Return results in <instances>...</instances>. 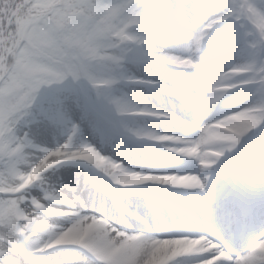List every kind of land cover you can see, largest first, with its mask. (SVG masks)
Returning a JSON list of instances; mask_svg holds the SVG:
<instances>
[{
    "label": "snow or ice",
    "instance_id": "obj_1",
    "mask_svg": "<svg viewBox=\"0 0 264 264\" xmlns=\"http://www.w3.org/2000/svg\"><path fill=\"white\" fill-rule=\"evenodd\" d=\"M0 264H264V0H0Z\"/></svg>",
    "mask_w": 264,
    "mask_h": 264
}]
</instances>
